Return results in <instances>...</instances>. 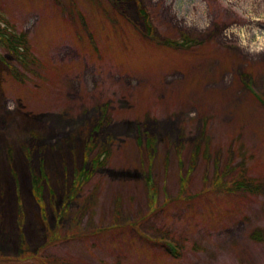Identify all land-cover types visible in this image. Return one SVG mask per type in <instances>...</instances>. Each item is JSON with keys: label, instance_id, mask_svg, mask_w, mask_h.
Returning <instances> with one entry per match:
<instances>
[{"label": "rangeland", "instance_id": "rangeland-1", "mask_svg": "<svg viewBox=\"0 0 264 264\" xmlns=\"http://www.w3.org/2000/svg\"><path fill=\"white\" fill-rule=\"evenodd\" d=\"M1 20L43 60L0 44V264H264V106L241 80L264 99V0H0ZM89 137L110 155L81 186ZM242 170L259 193L213 191Z\"/></svg>", "mask_w": 264, "mask_h": 264}, {"label": "trees", "instance_id": "trees-1", "mask_svg": "<svg viewBox=\"0 0 264 264\" xmlns=\"http://www.w3.org/2000/svg\"><path fill=\"white\" fill-rule=\"evenodd\" d=\"M5 40L7 42L6 47L9 51H12L13 54H16L17 56L19 55V57L21 56V59L26 57L27 60L29 59L28 60L29 63L30 62L35 63V59L32 58L31 55H29V53H28L29 47H28L23 35L16 36V35L7 33ZM152 40L159 42V40H157L154 37H152ZM185 41H188V39H185ZM164 44L172 46L174 48L183 46V45L182 46L177 45L176 43H174L172 41H165ZM181 44H183V43H181ZM17 60L20 63H22V65L24 66L25 60H20L19 58H17ZM147 144H148V142H147ZM91 149H93V148H91ZM196 152H197V150L194 151V153L192 154V159H191L192 164H194V162H195ZM107 155H108V152L106 151V148L100 147L98 150V153L96 154V156L92 160L93 167L98 168L100 166H103L106 163ZM228 173H229V171H227V174ZM227 174H223V177ZM217 176L220 177V174L219 175L217 174ZM77 178L80 180V182L82 184L88 180L89 175H87L86 173H80V175H77ZM221 178H222V175H221ZM149 180L150 179L148 177L147 181L149 182ZM219 180H220V178L215 177L212 181L213 191L215 193H222V194H226V195H235L236 193L257 194L260 192V188H261V186L259 185L258 182H256L252 178H249L246 175L245 170H242L236 176V178L233 179V181L230 183H226V184L222 183L221 184V182ZM149 183H148V186H149L150 190L152 191V196L149 199V204L152 205L154 203L153 201H154L155 186H154V184H152V183L149 184ZM180 189H181L180 190L181 194L186 193V186L184 183H182V185H180ZM77 191H78V186L76 185L75 189L73 191H71L72 196H74L77 193ZM118 217H119V209L117 207L115 218L117 219ZM253 237L259 241L261 240L259 233L253 234ZM167 249H168L169 253L174 255V250L172 249V247H168Z\"/></svg>", "mask_w": 264, "mask_h": 264}]
</instances>
